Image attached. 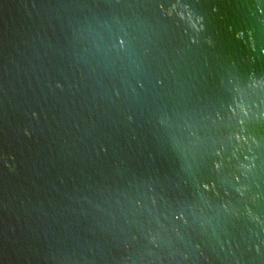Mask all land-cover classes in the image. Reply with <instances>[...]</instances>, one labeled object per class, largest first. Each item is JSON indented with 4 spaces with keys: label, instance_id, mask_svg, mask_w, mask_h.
I'll return each instance as SVG.
<instances>
[{
    "label": "water",
    "instance_id": "water-1",
    "mask_svg": "<svg viewBox=\"0 0 264 264\" xmlns=\"http://www.w3.org/2000/svg\"><path fill=\"white\" fill-rule=\"evenodd\" d=\"M0 264H264V0H0Z\"/></svg>",
    "mask_w": 264,
    "mask_h": 264
}]
</instances>
